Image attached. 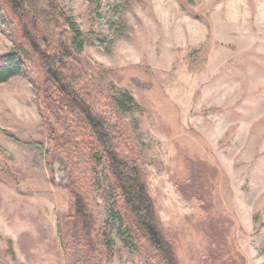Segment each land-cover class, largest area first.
Here are the masks:
<instances>
[{
	"label": "rangeland",
	"instance_id": "1",
	"mask_svg": "<svg viewBox=\"0 0 264 264\" xmlns=\"http://www.w3.org/2000/svg\"><path fill=\"white\" fill-rule=\"evenodd\" d=\"M53 1L136 140L180 264H210L214 225L235 264H264V0ZM15 29L1 14L0 55L25 43ZM40 74L34 60L0 82V264H63L70 197L62 164L48 165ZM101 179L94 196L108 207ZM110 225L104 263L149 264Z\"/></svg>",
	"mask_w": 264,
	"mask_h": 264
},
{
	"label": "trees",
	"instance_id": "2",
	"mask_svg": "<svg viewBox=\"0 0 264 264\" xmlns=\"http://www.w3.org/2000/svg\"><path fill=\"white\" fill-rule=\"evenodd\" d=\"M1 4L0 19L1 14L13 17L25 43L0 55V82L20 74L30 61L41 71L34 83L50 152L48 165L52 170L54 161L62 164L65 183L60 184L70 197L59 226L63 264H105L113 221L149 264H180L155 211L136 140L109 94L82 66L70 43L69 25L54 1ZM120 95L119 103L133 101L128 93ZM102 172L112 197L108 207L94 196ZM224 227H212L214 247L206 256L210 264H235L220 235Z\"/></svg>",
	"mask_w": 264,
	"mask_h": 264
}]
</instances>
